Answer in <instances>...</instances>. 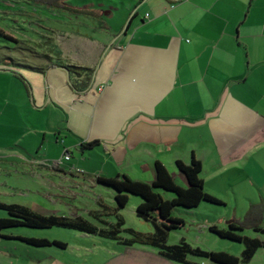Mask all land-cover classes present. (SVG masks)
Here are the masks:
<instances>
[{"label": "crops", "instance_id": "crops-1", "mask_svg": "<svg viewBox=\"0 0 264 264\" xmlns=\"http://www.w3.org/2000/svg\"><path fill=\"white\" fill-rule=\"evenodd\" d=\"M100 2L83 12L93 21L48 30L57 45L40 64L0 59V136L9 140L0 153L25 176L22 189L0 183V201L44 216L93 218L102 228L122 219L135 230L117 210L113 189L114 204L103 194L89 203L90 194L107 192L97 178L125 174L153 184L159 162L187 188L177 162L193 157L205 186L233 171L254 181L253 164L262 171L264 194V0H128L134 12L114 40L103 27L113 15ZM21 50L10 49L19 57ZM66 66L94 71L87 91L72 88ZM94 141L100 145L86 151ZM97 151L99 165L88 158ZM18 192L20 199L10 200ZM81 234L94 245L73 258L65 257L71 246L61 240L38 238L65 243L64 250L0 236V264H176L143 246L123 252L119 242Z\"/></svg>", "mask_w": 264, "mask_h": 264}, {"label": "rangeland", "instance_id": "rangeland-1", "mask_svg": "<svg viewBox=\"0 0 264 264\" xmlns=\"http://www.w3.org/2000/svg\"><path fill=\"white\" fill-rule=\"evenodd\" d=\"M42 0H0V28L7 34L22 40L21 43H15L0 35V59L12 57L15 61L25 62L29 64H40L44 61L42 54L47 49H55L57 42L54 40L53 34L48 30L71 31L75 28V24H81L84 20L93 21L91 15L83 13L85 7L89 4L101 3L100 0H63L66 1V9H58L41 2ZM50 1L52 0H45ZM106 12L113 16L103 21V27L107 31V36L112 40L121 38L124 34L126 26L130 21L132 13L129 9L128 0H102ZM76 9L77 11H75ZM84 29V27H81ZM22 49L21 57L15 56L14 51L10 49ZM18 51V50H15ZM25 55V56H24ZM17 58V59H16ZM4 137L0 136V145L7 143ZM93 151V150H86ZM73 157L80 159L81 154L73 151ZM94 153H90L93 163L100 164V158ZM8 155V153H7ZM6 154L0 153V183L8 182L11 186L22 189L24 183V171L17 166H13L11 161L13 158ZM37 156V154H34ZM75 159L73 160L76 163ZM254 179L246 180V174L242 172H229L222 174L221 178L215 182H209L205 186L207 193L213 192L217 198L223 201L222 205L203 203L194 210H185L177 208L174 211V217L184 220L185 226L170 232L168 237L169 245H176L182 239L194 247H199L210 252H227L229 254L240 256L244 250V246L240 243L232 242L220 238L217 234L210 231V226H217L221 229L227 228L232 222H238L245 226L242 234L245 236L256 237L264 240V236L254 231L255 226L264 227V194H263V174L260 168L253 164L250 166ZM107 192H94L89 195V203L96 204L97 196L104 195L109 204H114L112 188L105 187ZM0 191H4L0 186ZM210 191V192H208ZM10 193V192H9ZM165 198L173 199V193L163 192ZM13 194V193H12ZM212 194V193H210ZM10 200L16 201L20 199V192L13 194ZM95 197V198H94ZM141 199L131 196L130 202L126 209H123L124 216L128 225L135 226V231L142 234H151L154 232L153 225L137 217L138 206ZM88 203V202H87ZM116 204V203H115ZM8 218V214L0 210V217ZM92 223H97L93 218ZM107 221L117 222L115 216L105 217ZM2 234H18L35 238H47L51 240H61L71 246L69 252H64L65 257L73 258L76 254L79 257L85 254L82 246L93 247L90 239L83 238L82 234L77 231L66 230L62 228L51 229H29L14 228L2 232ZM123 237L129 238L128 234H122ZM138 246V245H137ZM119 251H126L125 246H119ZM150 251H156L153 248L145 247ZM81 253V254H80ZM100 251V254H103ZM79 254V255H78ZM101 256V255H100ZM84 257V256H83ZM126 257V255L124 256ZM92 258H97L92 256ZM99 258V257H98ZM196 261L203 262L201 258H191ZM208 264H213L207 261ZM252 264H264V250L261 249L252 261Z\"/></svg>", "mask_w": 264, "mask_h": 264}, {"label": "trees", "instance_id": "trees-1", "mask_svg": "<svg viewBox=\"0 0 264 264\" xmlns=\"http://www.w3.org/2000/svg\"><path fill=\"white\" fill-rule=\"evenodd\" d=\"M41 2L58 9L67 8L63 0H52V2L42 0ZM0 35L17 43L14 37L1 28ZM64 69L75 78V81H71V86L77 93L82 94L90 88L94 76L93 70L74 66H66ZM17 76L24 81L21 75ZM99 145V141H94L84 145V149L92 150ZM177 167L188 180L187 188L178 186L166 167L159 162L156 163V180L153 184L134 181L125 174H119L114 178H97L101 185L115 191V202L118 211L127 207L131 196L141 199L136 211L137 217L153 225L154 232L151 234H142L133 229L125 228V222L122 219H119L115 225L105 224V228H102L82 217L44 216L28 207L0 201V210L8 214V218L0 219V236L5 239L19 240L31 247H56L64 250L67 248V244L60 241L51 242L47 239L1 235L3 231L14 228H62L119 242L127 247L137 245L150 247L155 249L161 257L176 264H199L190 261L191 258H201L213 264H252L259 250H264V240L243 235L242 232L245 226L238 222H233L224 229L214 226L210 228V231L222 239L242 244L244 250L240 257L227 252L205 251L192 246L185 239H182L176 245L168 244L170 232L185 226L184 220L174 217L173 213L177 208L194 210L203 203L223 204L222 201L205 191V184L201 178L203 167L200 161L193 157L190 164L179 161ZM53 168L57 169L55 166ZM162 191L173 193L175 198H165ZM254 231L264 236V227L255 226ZM123 233L128 234L130 237H123Z\"/></svg>", "mask_w": 264, "mask_h": 264}, {"label": "built area", "instance_id": "built-area-1", "mask_svg": "<svg viewBox=\"0 0 264 264\" xmlns=\"http://www.w3.org/2000/svg\"><path fill=\"white\" fill-rule=\"evenodd\" d=\"M70 154L68 152L65 153L64 160L69 161L70 160ZM59 164H62V161L59 162Z\"/></svg>", "mask_w": 264, "mask_h": 264}, {"label": "water", "instance_id": "water-1", "mask_svg": "<svg viewBox=\"0 0 264 264\" xmlns=\"http://www.w3.org/2000/svg\"><path fill=\"white\" fill-rule=\"evenodd\" d=\"M233 223V222H232ZM231 224V223H230Z\"/></svg>", "mask_w": 264, "mask_h": 264}]
</instances>
